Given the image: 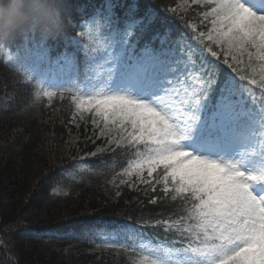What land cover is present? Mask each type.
<instances>
[{
	"label": "snow or ice",
	"instance_id": "6c2138e0",
	"mask_svg": "<svg viewBox=\"0 0 264 264\" xmlns=\"http://www.w3.org/2000/svg\"><path fill=\"white\" fill-rule=\"evenodd\" d=\"M192 6L198 23L186 18ZM115 8L109 2L76 33L83 82L52 89L34 81L36 94L49 106L68 99L69 136V125L83 126V143L95 146L72 160L126 159L110 181L117 197L128 188L150 205L178 204L143 221L174 239L99 232L95 251L123 254L128 264H264V0H182L165 11L180 10L196 44L186 37L139 50L151 18L137 19L133 5L121 24Z\"/></svg>",
	"mask_w": 264,
	"mask_h": 264
},
{
	"label": "trees",
	"instance_id": "16d2710c",
	"mask_svg": "<svg viewBox=\"0 0 264 264\" xmlns=\"http://www.w3.org/2000/svg\"><path fill=\"white\" fill-rule=\"evenodd\" d=\"M60 2H65L63 11L73 10L72 0ZM0 77L14 82L22 92L20 84L1 65ZM6 96L10 99L4 102L2 99ZM14 97L12 92L0 95V107L8 108L0 115V132L5 130L4 125L9 121L14 129L13 134L9 137L5 134L4 140L0 141L1 147H5L0 150V236L10 245L16 264H120L122 260L99 256L91 251V246L70 236H60V231L69 227L65 231L86 232L91 225L106 219L139 225L157 213L169 215L178 202L165 199L150 205L142 193L128 188H121V195L117 197V189L109 182L111 176L92 177L80 183L61 180L68 194L53 193L49 185L55 177L59 179L58 173H53L56 165L45 171L46 164L31 161L32 151L36 143L47 142L49 137L58 138L62 132L49 131L48 127L51 123L58 130L57 125H62L68 107L55 104L52 109L44 110L33 105L26 108L25 104L22 110H16L12 108ZM36 164H39L37 170ZM140 232L154 242L175 238L161 228L144 224L140 226ZM71 241H78L81 245L71 244Z\"/></svg>",
	"mask_w": 264,
	"mask_h": 264
},
{
	"label": "clouds",
	"instance_id": "9594fccd",
	"mask_svg": "<svg viewBox=\"0 0 264 264\" xmlns=\"http://www.w3.org/2000/svg\"><path fill=\"white\" fill-rule=\"evenodd\" d=\"M64 27L59 0H0V53L17 39H55Z\"/></svg>",
	"mask_w": 264,
	"mask_h": 264
},
{
	"label": "rangeland",
	"instance_id": "374dc122",
	"mask_svg": "<svg viewBox=\"0 0 264 264\" xmlns=\"http://www.w3.org/2000/svg\"><path fill=\"white\" fill-rule=\"evenodd\" d=\"M181 3H182V0H177V5H179ZM192 8H193V6H192ZM192 8H190V9H192ZM178 11H180V10L178 9ZM193 19L194 18H192V20ZM193 44L195 45L196 43L194 42ZM0 92H2L1 94L7 93V92H12L13 94H15V96L17 97V100L13 103L14 109L21 105V99L23 100V94L21 93V91L18 90V88L14 82H8L7 80H3L0 77ZM7 99H10V98H8L6 96L2 100H4V102H5ZM7 110H8L7 107H0V115L7 112ZM1 123H2V121L0 119V124ZM42 124H44V123H42ZM65 125L66 124L57 125L58 126V130H57V128H54L53 125L50 123L49 127H48L49 131L56 132V133L62 132V133L59 134L57 139H52V137H49V140L47 142L43 141L40 143H36V148H35L34 152L32 151L33 156L31 158V161L33 162L36 160V161L42 163L43 166H44V164H46L45 171L47 169L50 170L49 167H53L54 164L58 165L61 162L59 160V158L68 152H71L70 157H72V156H76V154H78V153H81L83 150H89V149L95 148V146L92 145L90 142H88L87 145H85L83 143V135L80 132L81 127L79 129H77L75 126H69L72 128V136L70 137ZM4 126H5V130L3 132H0V141H1V139H3L2 137H4L5 134H7L9 137L11 135V133L13 134V132H14L12 121L7 122ZM20 127H21V125H20ZM59 139H61V140L58 141ZM48 143H50V145ZM60 143H62V145L58 146ZM51 144H52V146H51ZM1 149H5V147H3V146L1 147V145H0V150ZM77 149H80V151H77ZM70 160H71V158H70ZM79 165H80V167H82V164H79ZM37 166H39V164H36L35 170L38 169ZM59 178L63 180V177L59 176ZM53 181H54V184H56L57 186H60L62 184V183H60L58 178L53 179ZM63 191L68 192L65 190H63ZM39 193L41 194V191L38 192V194ZM129 228H131V227H129ZM124 229H127V228H124ZM113 231H118V230L113 229L110 231V230L104 229V230L99 231V232L111 233ZM0 240L5 241V239L2 236H0ZM74 245H79V244H74ZM0 264H16V258L13 255V253L11 251L6 252L5 248L2 245H0ZM76 264H79V263L76 262Z\"/></svg>",
	"mask_w": 264,
	"mask_h": 264
},
{
	"label": "bare ground",
	"instance_id": "6f19581e",
	"mask_svg": "<svg viewBox=\"0 0 264 264\" xmlns=\"http://www.w3.org/2000/svg\"><path fill=\"white\" fill-rule=\"evenodd\" d=\"M22 94H24V93H22Z\"/></svg>",
	"mask_w": 264,
	"mask_h": 264
}]
</instances>
